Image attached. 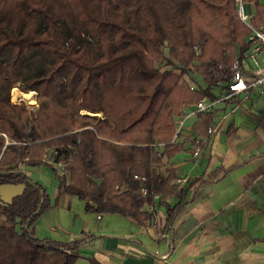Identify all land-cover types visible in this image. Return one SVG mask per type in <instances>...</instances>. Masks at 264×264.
I'll list each match as a JSON object with an SVG mask.
<instances>
[{"label":"trees","instance_id":"1","mask_svg":"<svg viewBox=\"0 0 264 264\" xmlns=\"http://www.w3.org/2000/svg\"><path fill=\"white\" fill-rule=\"evenodd\" d=\"M243 2L254 6L251 24L262 27L264 1ZM238 6L237 0H0V185H26L11 204L0 201L12 224L0 227V264H79L83 258L84 241L36 237L50 195L27 167L48 165L60 179L59 193L86 202L87 213L128 216L144 227L155 219L148 207L177 198L173 209L166 204L172 223L188 191L178 188L174 170H162L163 160L188 143L194 155L217 112L197 116L191 142H175L184 129L176 136L175 118L187 105L190 111L217 99L218 84L206 73L211 65L227 54L233 63L250 49L251 31ZM195 61L206 87L190 75ZM187 75L195 89L183 81ZM15 88L37 94V112L11 101ZM52 150L50 161L63 166L61 173L46 158Z\"/></svg>","mask_w":264,"mask_h":264},{"label":"crops","instance_id":"2","mask_svg":"<svg viewBox=\"0 0 264 264\" xmlns=\"http://www.w3.org/2000/svg\"><path fill=\"white\" fill-rule=\"evenodd\" d=\"M252 67L244 60L246 72ZM215 88L219 96L220 88ZM215 112L225 119L223 131L204 143L198 157L189 153L191 146L185 147L192 155L190 177L182 178L181 164L165 158L166 171L174 170L182 182L178 188L188 191L171 224L166 204L173 209L177 198L148 207L156 214L147 227L128 216L87 213L86 202L59 193L60 179L46 165L27 171L50 189V208L35 225L36 237L84 241L81 260L87 264L91 257L102 264H264V95L242 94L217 104ZM191 119V134H182L176 143L193 140L198 117ZM0 227L12 224L0 217Z\"/></svg>","mask_w":264,"mask_h":264},{"label":"built area","instance_id":"3","mask_svg":"<svg viewBox=\"0 0 264 264\" xmlns=\"http://www.w3.org/2000/svg\"><path fill=\"white\" fill-rule=\"evenodd\" d=\"M238 14L241 21L248 26L251 33L246 37V42L250 44V49L244 54L243 57H237L233 63L229 64H214L209 68V74H212V78L218 84L220 88V95L217 96L215 101L202 100L190 108L189 113L187 110L182 115V120L179 122L176 136L182 130L184 122L193 117H197L201 113H212L215 111L217 104L222 102H230L236 100V98L242 94L250 95L252 92H259L264 95V66L260 65L259 56L264 52V26L257 28L251 24V14L248 12L243 0H239ZM204 42H200L195 46V52L197 56L202 54V46ZM244 60L252 62L255 67L250 68L247 72L244 70ZM189 82V80H187ZM192 89L196 86L189 82ZM241 102L236 106V109L240 108ZM225 125L224 118H216L213 124L208 130V138L203 140L201 148H198L194 154V157H198L203 153L204 143L209 142V138L213 135H218L223 131ZM60 165V164H59ZM137 180L144 183L145 178L136 177ZM180 185L182 182L177 181ZM143 198L148 196L147 191L144 189L140 192ZM154 199L160 200L159 195H155Z\"/></svg>","mask_w":264,"mask_h":264},{"label":"rangeland","instance_id":"4","mask_svg":"<svg viewBox=\"0 0 264 264\" xmlns=\"http://www.w3.org/2000/svg\"><path fill=\"white\" fill-rule=\"evenodd\" d=\"M237 2H238V4H239V0H237ZM244 3V2H243ZM245 4V3H244ZM246 5V7H247V10H248V12L250 13V14H252V12H253V10H254V6L253 5H247V4H245ZM240 18V17H239ZM241 20V19H240ZM264 26V25H263ZM245 40H246V38H245ZM238 57V56H237ZM229 58H230V55L229 54H227L226 55V60L224 61V62H222V63H217V64H224V63H226V64H231V63H229ZM261 59L262 60H264V54L261 56ZM201 66V62L200 61H195L190 67H189V69L191 70V72H190V75L195 79V81L200 85V86H202V87H206L207 85H206V83L203 81L204 80V77H205V75L202 73V72H200L199 70H198V68ZM210 68V67H209ZM209 68H208V70H207V76L209 77V79L211 80V81H213V82H215L214 81V79L212 78V74L210 73H208L209 72ZM166 69H168V67H162V71H165ZM175 73H177V74H181V70H175ZM185 78V77H184ZM187 79H183V81L185 80V82L187 81V80H189V82H191L192 81V79H191V77L189 76V75H187V77H186ZM191 79V80H190ZM187 83V82H186ZM216 83V82H215ZM17 91L18 93H22L18 88H15L13 91H12V94H13V92L14 91ZM32 93V98L33 99H35L36 100V104H32V102L30 101V100H26V99H22V98H20L19 99V101L18 102H16V101H13V98L11 97V101L14 103V104H20V103H26L27 105H28V107H29V109H30V111H32V112H37V108H38V96H37V94L35 93V92H31ZM214 93L215 94H218L219 93V90L217 89V88H215L214 89ZM24 94V93H23ZM30 94V93H29ZM187 107H188V105H187ZM187 107L185 106V107H183L182 108V110H181V112H182V114L179 116V117H176L175 118V126H176V133L175 134H177V130H178V126H179V122L182 120V115H183V113H184V111L187 109ZM187 113H189V111L187 110ZM99 117H101L102 118V115H99ZM193 123H194V120H192V119H188V120H186L185 122H184V125H183V127H182V129H183V134L185 135V134H191L190 132H191V127H192V125H193ZM191 145H186V148L187 149H189V147H190ZM55 155H54V152H53V150L52 151H49L48 152V154H47V156H46V158L47 159H53V157H54ZM192 158V155L191 154H189L188 152H182V153H180V154H178L175 158H174V160H175V162H178L177 164H181V168L178 170V172H179V174H180V176H182V178H184L185 179V177H186V175H189V177L191 176V172H189L188 170L192 167V162H190V159ZM163 164H164V167H163V171L165 172L166 171V169H168V164H166L165 163V159L163 160ZM43 167V166H42ZM62 165H57V168H58V171H59V173H61L63 170H62ZM39 168V167H38ZM31 169H33V168H30V167H27V170H31ZM49 170H51V171H53L51 168L49 169ZM35 173V172H34ZM29 176H30V178H31V175L29 174ZM33 181H35V182H38L39 183V181H38V179H37V176L36 175H32V178H31ZM178 184V183H177ZM44 187H45V185H43ZM181 186V184L179 185L178 184V187H180ZM46 188V190H47V192H48V194H50V189L49 188H47V187H45ZM1 204V203H0ZM48 211V210H47ZM46 211V212H47ZM45 212V213H46ZM44 213V214H45ZM43 214V215H44ZM42 215V216H43ZM0 217L1 218H5V216H4V214L3 213H1L0 212ZM40 220V219H39ZM38 220V221H39ZM45 240H49V239H45ZM58 242V241H57ZM79 264H87V262H85V261H83V260H80L79 261Z\"/></svg>","mask_w":264,"mask_h":264},{"label":"water","instance_id":"5","mask_svg":"<svg viewBox=\"0 0 264 264\" xmlns=\"http://www.w3.org/2000/svg\"><path fill=\"white\" fill-rule=\"evenodd\" d=\"M83 115H86V113H83ZM25 191H26V185L24 184L0 185V201L4 205L11 204L15 199L23 196L25 194Z\"/></svg>","mask_w":264,"mask_h":264},{"label":"bare ground","instance_id":"6","mask_svg":"<svg viewBox=\"0 0 264 264\" xmlns=\"http://www.w3.org/2000/svg\"><path fill=\"white\" fill-rule=\"evenodd\" d=\"M13 101L18 102L20 98L30 100L32 104H36V100L32 98V93L30 94H23L18 93L16 90L12 94Z\"/></svg>","mask_w":264,"mask_h":264}]
</instances>
